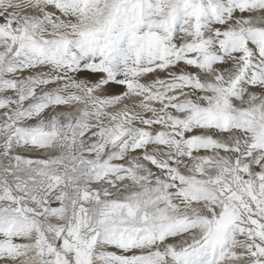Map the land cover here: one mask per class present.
Returning a JSON list of instances; mask_svg holds the SVG:
<instances>
[{"label":"snow or ice","instance_id":"1","mask_svg":"<svg viewBox=\"0 0 264 264\" xmlns=\"http://www.w3.org/2000/svg\"><path fill=\"white\" fill-rule=\"evenodd\" d=\"M0 264H264V0H0Z\"/></svg>","mask_w":264,"mask_h":264}]
</instances>
